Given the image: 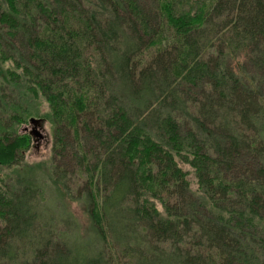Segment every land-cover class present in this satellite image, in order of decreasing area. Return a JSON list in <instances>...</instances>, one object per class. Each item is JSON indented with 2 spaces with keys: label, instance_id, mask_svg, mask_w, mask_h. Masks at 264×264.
Segmentation results:
<instances>
[{
  "label": "trees",
  "instance_id": "16d2710c",
  "mask_svg": "<svg viewBox=\"0 0 264 264\" xmlns=\"http://www.w3.org/2000/svg\"><path fill=\"white\" fill-rule=\"evenodd\" d=\"M179 1L0 0V264H264V0Z\"/></svg>",
  "mask_w": 264,
  "mask_h": 264
},
{
  "label": "rangeland",
  "instance_id": "374dc122",
  "mask_svg": "<svg viewBox=\"0 0 264 264\" xmlns=\"http://www.w3.org/2000/svg\"><path fill=\"white\" fill-rule=\"evenodd\" d=\"M200 1V3H199ZM142 2L146 5V7L152 9L154 6V0H142ZM180 2V6L178 7L180 9H178L177 13L181 14L180 16L184 15L185 13H187L188 15H192L194 13V11L199 10V7L201 6H205L207 2H211V0H181ZM205 2V3H204ZM42 103V100H41ZM47 110V105L43 102L41 107H40V115H42L44 112H46ZM39 115V116H40ZM39 116H35V117H29L27 119V121L25 123H22L19 125L18 127V132L22 133L23 132V128L25 126H27L29 129L32 130V126L30 127V118H41ZM38 127H40L38 129ZM37 127V131L42 134V136H44L43 140H40V142H38V140L36 139L35 136L32 135V137H30V144L29 147L20 155V159L21 160V164H19V167L22 168L24 165H35V164H48L49 162V158H50V151H51V144H52V134H51V126L49 124V122L46 120L44 122H42L39 126ZM3 168V169H1ZM41 172L43 174L46 175V168L45 166H43L41 169ZM3 173H7V170L4 169V167L0 166V178L3 176ZM46 177V176H45ZM191 187L192 189L196 188V185L193 184L194 181L191 180ZM45 187L49 189V187H52L53 185L51 183H49L48 181L45 180ZM59 195V193H58ZM60 196V195H59ZM65 205L67 206V208L69 209V211L76 217V219L78 220L79 223V229L81 232L82 236H88L89 234H91V232H93V229L91 228V221L90 218L87 214L86 211V207L85 205L80 202V201H76L70 198H66V200H64Z\"/></svg>",
  "mask_w": 264,
  "mask_h": 264
},
{
  "label": "water",
  "instance_id": "95a60500",
  "mask_svg": "<svg viewBox=\"0 0 264 264\" xmlns=\"http://www.w3.org/2000/svg\"><path fill=\"white\" fill-rule=\"evenodd\" d=\"M43 121L42 118H31L30 119V123L32 124V130L31 133L33 134V136H36V134H39L36 127L39 126Z\"/></svg>",
  "mask_w": 264,
  "mask_h": 264
},
{
  "label": "flooded vegetation",
  "instance_id": "af4514ba",
  "mask_svg": "<svg viewBox=\"0 0 264 264\" xmlns=\"http://www.w3.org/2000/svg\"><path fill=\"white\" fill-rule=\"evenodd\" d=\"M32 126V124L30 123V127ZM38 127V126H37ZM37 127H36V129H37ZM40 127H38V129H39ZM31 131H33V130H31V129H29L27 126H25L24 128H23V133H27L30 137H32V133H31ZM39 133V132H38ZM36 139L38 140V142H40V140H43L44 139V136H42V134H36Z\"/></svg>",
  "mask_w": 264,
  "mask_h": 264
},
{
  "label": "bare ground",
  "instance_id": "6f19581e",
  "mask_svg": "<svg viewBox=\"0 0 264 264\" xmlns=\"http://www.w3.org/2000/svg\"><path fill=\"white\" fill-rule=\"evenodd\" d=\"M31 119V118H30ZM35 119H37V118H35ZM29 122H30V120H29Z\"/></svg>",
  "mask_w": 264,
  "mask_h": 264
}]
</instances>
